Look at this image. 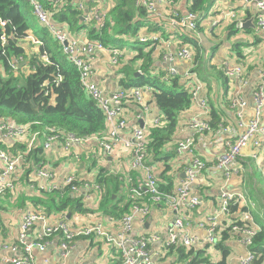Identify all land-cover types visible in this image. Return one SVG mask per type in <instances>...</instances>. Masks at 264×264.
Here are the masks:
<instances>
[{"label":"built area","instance_id":"1","mask_svg":"<svg viewBox=\"0 0 264 264\" xmlns=\"http://www.w3.org/2000/svg\"><path fill=\"white\" fill-rule=\"evenodd\" d=\"M33 5L34 14L39 22L48 27L53 36L61 43L65 54L69 60L77 67L81 83L85 91L98 103L106 117L107 128L102 135L78 136L72 132L61 131L51 127L49 134L45 135L44 147L50 150L53 144H59L67 152L73 150L76 146L96 142L101 149L103 156L110 155L115 148L120 145L125 151H130L133 158L130 165V171L127 174V180L133 181V171L141 173L137 185L128 189L131 198V211L120 218L119 230L116 233L108 231L103 222L97 220L94 223H86L72 226L64 217L59 221L52 223L44 213H24L19 225L17 241L11 245L14 252L21 251L22 256H16L9 260V264H37L34 260V249L38 247L45 250L50 239L57 234H61L63 239L60 242L62 256L68 257L75 248V242L78 238L89 237L102 239L117 251L121 261L116 264H158L159 261L166 258L167 248L163 251L151 250V244L160 241L159 232H147L141 235H133L135 218L138 213L146 217L151 211V204L157 202H166L167 206L174 212V220L168 228V239L163 242V246L174 244L190 248L193 245L216 246L221 239L222 232L231 227V233L244 246L245 253L235 255V259L240 264H252L256 259V254L251 249L254 238L262 230V226L257 224L252 214L255 208V202L249 200L244 193L222 192L219 197V207L217 213L204 218L200 226L207 229L208 235L202 241L198 238L185 234V221L191 213L202 203L201 197L193 191L192 184L207 167V162L194 153L196 138L198 134L212 131V122L209 120L193 119L189 123V128L193 132L190 136L180 140L176 145V156L185 161L184 178L177 176L174 180V188L171 192H162L157 174L153 167L148 163V148L151 143L150 133L155 126L164 122V115L161 113L150 126H141L138 124L129 125L125 116V104L134 101L137 104L143 103V92L152 91V86L135 87L131 90L118 89L113 94H108L94 80L95 53L98 50H105L109 53L111 63L118 66L123 55L119 48L106 47L100 41H83L71 37L70 33L64 28H58L53 22V13L48 11L38 0H30ZM218 2V1H217ZM139 5L143 6L149 14L156 17V22H166L170 33L179 38L186 32L196 31L198 22L202 16L195 12L180 13L177 0H138ZM251 0L246 1V6ZM217 5V3H216ZM215 5V6H216ZM257 14L256 23L259 29L264 33V0L256 2ZM79 7L83 11L84 21L88 24L96 25L101 28L108 16V11L104 5L98 4L95 7L86 6L80 3ZM215 8V7H214ZM223 12L224 16L230 18L231 22H236L237 27H242L243 20L241 13L246 11ZM1 26H6L8 21L0 17ZM217 22L214 23L216 25ZM2 45L7 44V35L1 36ZM31 40L38 41L31 37ZM142 42L152 41L156 48L163 40V33L153 34L152 36H140ZM67 42V44H65ZM167 46H175V40L167 38ZM176 47V46H175ZM44 57V56H43ZM167 62H174L177 59L190 60L191 67L186 72L185 80L187 89L192 98V104L198 98L199 86L197 85L198 76L194 70L196 48L193 45H180L176 51H168L163 55ZM24 62V61H23ZM21 59L11 61L15 69L20 66ZM244 64H238L234 67L226 63L223 67L226 77L238 81L239 85H246L248 80L245 75ZM169 76H176L178 72L175 68L167 71ZM255 109L250 122L245 130L237 134L232 142H226V149L217 157L216 166L223 169L227 177L234 172H239L242 168L239 164L243 149L251 140L255 141L257 146H264V88L257 85L254 92ZM233 106L244 107L246 101L243 96L237 92L231 99ZM204 109L207 108L205 99L201 100ZM208 112V110H206ZM40 132L32 130V124L22 125L16 122L5 120L0 117V141L4 142L6 148L0 147V196L15 194L18 190V182L21 174L31 165L29 180L33 181L32 173L35 174L40 182L37 184L39 192L41 190H60L65 192H82L85 190V203L92 197L93 192L100 197L101 189L96 182H81L75 174H67L62 181L57 183L53 180V171L45 167V163H32L28 155L36 147ZM26 143V151L11 149L16 143ZM173 158V160L175 159ZM185 165V164H184ZM241 168V169H240ZM42 180H51L52 184L45 186ZM34 186V185H33ZM142 189L150 194L147 202H142L144 193ZM233 206H239L238 211H233ZM243 208H245L243 210ZM226 216V223H220L218 217ZM39 224V225H38ZM35 232V234H33ZM91 240V239H90ZM8 246L9 245H5Z\"/></svg>","mask_w":264,"mask_h":264},{"label":"crops","instance_id":"2","mask_svg":"<svg viewBox=\"0 0 264 264\" xmlns=\"http://www.w3.org/2000/svg\"><path fill=\"white\" fill-rule=\"evenodd\" d=\"M81 1L86 6H95L104 3V8L108 11L109 3L106 0H76ZM247 0H218L217 5L209 12L200 23V29L187 32L189 35L196 37L201 45V55L203 56L202 65L197 64L196 74L198 76L197 85L199 86L198 98L190 108L183 111L179 116V124L173 139L166 145L168 151L176 153L177 143L190 136L193 132L189 128V123L193 119L209 120L212 122V131L198 134L194 153L207 162V167L196 178L192 184L193 191L198 194L201 199V205L194 210L185 221V234L198 238L202 241L208 235L207 229L200 226L201 221L209 215L216 214L219 207V197L222 192L244 193L249 200L255 202V208L252 209L254 220L257 224L264 223V146H257L254 140H251L243 149L241 161L239 164L241 170L232 173L229 177L225 171L216 166L217 157L226 149V142L235 140L237 134L242 133L247 124L250 122L254 109L255 87L259 84L264 88V33L259 29L250 27L242 28L234 31L231 28L233 22L230 18L224 16L223 12L229 11H246L241 13L243 22L248 21L253 15L257 14L256 2L251 0L246 6ZM183 14H186V5L184 0L178 3ZM240 11V12H241ZM153 22L156 17L153 16ZM217 22L216 25L214 23ZM256 22V21H255ZM161 29H143L140 36H152L153 34L163 33V40L158 44L153 55L152 74L160 75L171 68H175L178 76L186 79V72L190 69V60L177 59L174 62H167L163 55L168 51H176L181 45H189L184 43L183 37L179 38L167 29L166 22H159ZM216 28L228 30L229 34H237L232 38L233 43L239 46H231L230 43L222 47L212 41L211 36ZM245 29V30H243ZM71 37L89 41L85 32H72ZM167 38L175 40V46L169 48L167 46ZM242 45V46H240ZM236 50V51H235ZM129 53L134 55V50L128 49ZM234 67L238 64H244L245 75L248 83L239 85L238 81L226 77L223 71L224 65ZM139 62L135 63V68ZM94 80L108 94L115 93L119 88L118 75L111 64L110 55L105 50H98L94 59ZM223 73V75H222ZM141 73L138 72L139 76ZM227 78V79H226ZM239 92L246 101L244 107L233 106L231 99ZM205 99L207 108L201 105V100ZM208 110V112L206 111ZM217 112L220 118L219 122H214L212 113ZM161 111L153 101V92L145 90L143 92V103L127 102L125 104V116L129 125L150 126L153 121L159 117ZM264 118V109H263ZM48 162L45 167L53 171V180L57 183L61 182L67 174H75L79 171L81 182L93 183L96 181L95 176L100 172L101 168L106 173L126 176L130 171V165L133 154L130 151L123 150L118 145L114 152L103 158L101 149L96 142H90L80 146H76L73 150L67 152L59 144H53L48 151ZM90 157V158H89ZM151 158V156H149ZM96 160V163H95ZM153 159L151 158V161ZM149 163V162H148ZM159 180L164 170V162L149 163ZM185 164V165H184ZM186 163L178 157L171 161L170 175L184 178ZM18 182V190L15 194H7L0 196V264H9V260L16 256H22V252H14L11 245L17 241L19 233V225L24 213H41L37 211L32 201L33 197L38 196L39 189L37 179L34 173L31 174L33 181L23 180V175ZM30 171H32L30 169ZM29 171V172H30ZM133 174H137L135 171ZM29 178V176H28ZM173 180V184H174ZM43 185L52 184L51 180H42ZM262 184V185H260ZM34 185V186H33ZM85 190L82 191L84 193ZM122 192L125 193L124 188ZM146 195L142 198V202ZM149 199V198H148ZM85 203V201H84ZM100 205V197L93 192L92 197L85 203L87 208L97 209ZM137 214L133 227V235L138 236L147 232H159L160 241L151 244V250L157 251L163 246V242L168 239V228L174 220V212L167 206L166 202H157L151 204V211L147 215ZM49 221L55 223L62 219L60 215H50ZM220 223L226 222V216L218 217ZM259 219L261 220L259 222ZM68 223L72 226L94 223L97 220L103 222L106 229L112 233L119 230L120 218L108 216L102 211L94 210V212L79 213L67 216ZM39 225V224H38ZM35 234V232H33ZM93 236L78 238L75 242V248L68 257L62 256L60 247V235H54L45 250L38 247L34 250V259L37 264H115L121 258L111 245L102 239L90 240ZM9 245L5 246V245ZM104 244V245H102ZM232 251L228 258L227 264H240L235 259V255L245 253V248L238 239L231 241ZM209 256L214 262L221 261L222 255L215 248L208 249ZM170 260L159 261L158 264H169Z\"/></svg>","mask_w":264,"mask_h":264},{"label":"trees","instance_id":"3","mask_svg":"<svg viewBox=\"0 0 264 264\" xmlns=\"http://www.w3.org/2000/svg\"><path fill=\"white\" fill-rule=\"evenodd\" d=\"M38 1L53 13V22L58 28H64L70 35L72 32H85L89 41H100L106 47L123 51L119 65L114 66L111 63L118 75L120 89L131 90L147 85L153 87V101L164 115V122L151 129L148 152L153 160L148 157V162H164L159 181L160 190L171 192L174 188V176L169 172L176 153L168 151L166 145L177 131L180 114L191 107L192 98L187 89V82L181 76H169L167 72L153 75L151 72L156 45L152 41L142 42L140 34L145 26L149 30L161 29L159 24L152 21V16L137 3L138 0H106L109 3L108 16L101 28L81 20V1ZM180 1L183 0H177V3ZM217 1L184 0L186 11L200 14L201 19L209 15ZM101 5H104L103 1ZM95 6L89 5L91 8ZM179 12L182 13L181 10ZM0 17L8 21L6 26L0 24V117L17 124H32V130L40 132L36 147L28 155L29 161L33 164L48 162L49 150L45 149L44 141L51 127L78 136L102 135L107 128L103 110L83 88L80 73L65 54L61 43L48 27L39 22L30 0H0ZM200 23L199 21L198 29ZM231 28L234 31L242 29L237 27L236 22L231 24ZM187 32L181 38L183 37L184 43L187 41L186 44L196 48L195 63L202 65L201 45L196 37ZM4 33L7 35L5 46L1 40ZM31 37L38 41L36 50ZM125 40L132 41V46L129 47L134 50V55L131 56L128 49L124 48ZM16 58L26 64L17 65L14 69L11 61ZM139 61L140 64L135 68V63ZM198 69L194 68L195 71ZM138 72L141 73L139 76ZM212 116L213 124L218 123V113L213 112ZM0 147L6 148L4 142L0 141ZM27 147L28 144L18 142L11 150L26 151ZM31 166L23 175V180L29 181ZM103 169L101 168L95 176V182L102 187L97 209L85 206V194L82 192L41 190L38 196L32 199L36 210L47 216H65L66 221L69 213L75 215L94 210L114 218H122L131 211L133 202L128 189L138 184L141 173L136 172L133 181L129 182L126 176L106 173ZM78 172H75V175L82 181ZM142 192L146 195L144 202H147L150 194L144 189ZM262 195L264 196V193ZM232 209L238 211L240 208L233 206ZM261 224L262 230L254 238L251 248L256 254L252 264H264V223L261 221ZM62 239L61 233L60 242ZM232 239H235V236L231 233V227H228L222 232L218 244L213 246L222 255L219 262H214L209 256L208 249L212 247L210 245H193L186 248L179 244L162 246L163 251L167 248L168 254L161 261L169 259V264H227L232 251ZM91 241L93 244L94 238H91Z\"/></svg>","mask_w":264,"mask_h":264},{"label":"rangeland","instance_id":"4","mask_svg":"<svg viewBox=\"0 0 264 264\" xmlns=\"http://www.w3.org/2000/svg\"><path fill=\"white\" fill-rule=\"evenodd\" d=\"M201 20H203V19H201ZM201 20H200V22H201ZM146 28L147 27L145 26L143 29H146ZM235 37H237V34H229L228 30H223V29H220V28H216L214 30V32L212 33L211 39H212V41H215L216 44L221 46V47L223 45L228 44V43H230L231 46H239V45L235 44L236 40H234V43H233L232 38H235ZM32 43H33V45L35 47L34 49L36 50L37 49L36 46L38 45V43H36L34 40L32 41ZM124 43L126 44L124 46V48H126V49H129L130 48L129 46H132V41L131 40H129V41L125 40ZM240 46H242V45H240ZM126 49H124V50H126ZM196 66L194 68H196ZM260 185H262V184H260ZM102 245H104V244H102Z\"/></svg>","mask_w":264,"mask_h":264},{"label":"water","instance_id":"5","mask_svg":"<svg viewBox=\"0 0 264 264\" xmlns=\"http://www.w3.org/2000/svg\"><path fill=\"white\" fill-rule=\"evenodd\" d=\"M81 20L84 21V16H81ZM255 21H256V14L253 15L252 18H250L248 21L244 22L243 25H242V28L253 27V28L257 29ZM65 44H67V42ZM24 64H26V62H22L20 64V66H23ZM141 126H143V123H141Z\"/></svg>","mask_w":264,"mask_h":264},{"label":"bare ground","instance_id":"6","mask_svg":"<svg viewBox=\"0 0 264 264\" xmlns=\"http://www.w3.org/2000/svg\"><path fill=\"white\" fill-rule=\"evenodd\" d=\"M99 187H100V189L102 190V187H101V186H99ZM68 215L72 216V214H70V213H69ZM68 215H67V216H68ZM34 250H35V249H34ZM34 260H35V259H34ZM120 261H121V260H119V262H120ZM35 262H36V261H35ZM115 264H116V263H115Z\"/></svg>","mask_w":264,"mask_h":264}]
</instances>
